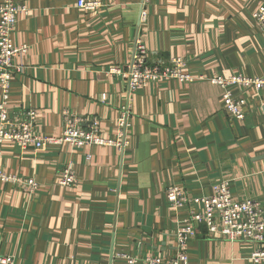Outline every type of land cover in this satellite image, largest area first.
Wrapping results in <instances>:
<instances>
[{"label": "crops", "instance_id": "crops-1", "mask_svg": "<svg viewBox=\"0 0 264 264\" xmlns=\"http://www.w3.org/2000/svg\"><path fill=\"white\" fill-rule=\"evenodd\" d=\"M17 1L29 13L11 34L14 45L26 47L15 60L21 73L11 84V113L35 111V131L46 136L61 133L64 112L85 129L98 120L101 135L122 148L1 146L0 170L38 187L28 194L0 185V253L17 264H125L124 255L136 264H172L175 233L189 212L166 201L174 185L198 197L227 181L235 198L259 201L264 221V91H233L246 102L237 121L206 80L264 77V31L251 18L264 0H99L95 13L77 0ZM136 37L151 64L181 57L185 72L205 80H170L129 94L125 80L106 72L129 65ZM69 161L77 183L68 189L57 179ZM197 228L187 262L177 264H264L250 260L262 244Z\"/></svg>", "mask_w": 264, "mask_h": 264}, {"label": "built area", "instance_id": "built-area-1", "mask_svg": "<svg viewBox=\"0 0 264 264\" xmlns=\"http://www.w3.org/2000/svg\"><path fill=\"white\" fill-rule=\"evenodd\" d=\"M77 7L85 12L95 13L102 4L99 0H77ZM29 8L25 3L17 0H2L0 3V147L13 144L21 150L33 149L45 152L53 148L68 146L70 149L90 148L92 146H115L122 148L121 140L113 143L100 133V123L92 120L85 129L82 128V119L62 114V131L57 136H46L35 131V111L13 114L10 111V88L13 79L21 73L20 65L15 60L26 53V47L12 43L11 34L16 23L27 16ZM251 18L264 31V4L259 5L251 13ZM187 63L181 57L172 58L167 63L151 64L148 47L142 38L136 37L130 63L125 68L110 67L108 77L119 76L127 82L128 93H135L150 84L164 83L170 80L189 84L194 81L205 80L204 77H195L184 69ZM211 85L221 90V100L229 117L242 121L245 117V99L239 92L253 89L264 91V77H247L243 75H229L222 77L215 75L206 79ZM127 108H123L121 118L117 122L119 137L125 126ZM91 156H87L90 160ZM74 163L67 162L59 173L57 184L63 188L76 187ZM11 184L32 194L38 187L34 179L19 178L5 174L0 170V185ZM165 199L173 210L189 209L175 233L177 257L172 264L186 263L188 260V242L202 226L211 236L222 237L229 241H238L244 244L263 245V248L253 252L250 260L253 263L264 261V221L260 203L254 199H237L230 190L227 181H221L212 186L210 196H190L181 186H171L164 191ZM193 207V209H190ZM125 264H136V259L122 256ZM148 264H159L156 259H147ZM0 264H17L12 254L0 253ZM64 264V263H61Z\"/></svg>", "mask_w": 264, "mask_h": 264}, {"label": "water", "instance_id": "water-1", "mask_svg": "<svg viewBox=\"0 0 264 264\" xmlns=\"http://www.w3.org/2000/svg\"><path fill=\"white\" fill-rule=\"evenodd\" d=\"M141 12H142V11H140V15H141Z\"/></svg>", "mask_w": 264, "mask_h": 264}]
</instances>
